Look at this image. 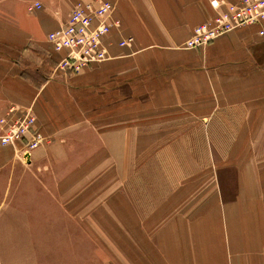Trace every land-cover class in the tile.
Here are the masks:
<instances>
[{
    "label": "crops",
    "instance_id": "obj_1",
    "mask_svg": "<svg viewBox=\"0 0 264 264\" xmlns=\"http://www.w3.org/2000/svg\"><path fill=\"white\" fill-rule=\"evenodd\" d=\"M89 1L0 0V117L12 106L30 109L36 128L48 137L75 133L98 115L115 124L109 136L122 137L129 130L131 137L147 138L148 153L165 154L156 167L176 169L174 176L168 172L162 182H152V176L145 181L170 186L153 213L154 218L165 215L157 245L160 264H242L253 250L264 252V193L255 192L252 200L251 191L253 182L255 191L262 182L251 181L250 166L245 177L244 167L235 162L239 154L253 153L250 144L264 137L259 26L233 29L189 50L185 41L214 16L217 0H108L118 23L103 40L106 59L76 74L63 72L57 64L64 52L54 53L47 35L65 25L76 3ZM237 1L222 0L218 8ZM33 2L41 8L29 11ZM122 41L126 44L120 46ZM160 136L163 140L155 143ZM203 136L227 138L226 158L216 165L212 161L214 177L210 161L203 164L196 156L203 152ZM252 137V143L245 141ZM141 142L134 144L138 153ZM19 148L0 145L3 216L11 214L12 194L41 186L54 165L36 160L41 151L18 161ZM235 168L237 191L226 199L218 173L234 174Z\"/></svg>",
    "mask_w": 264,
    "mask_h": 264
},
{
    "label": "rangeland",
    "instance_id": "obj_2",
    "mask_svg": "<svg viewBox=\"0 0 264 264\" xmlns=\"http://www.w3.org/2000/svg\"><path fill=\"white\" fill-rule=\"evenodd\" d=\"M123 123L129 128V121ZM114 128L113 122H103L97 115L75 133L68 135L65 130L63 135L46 137L44 145L34 150L41 151L36 160L49 159L54 165L47 168L50 174H45L41 186L33 185L27 192L12 194L9 216L2 215L3 209L0 211V264L162 262V250L157 245L165 215L159 213L154 218L153 213L170 186L148 185L145 181L152 176V182H162L164 173L166 176L170 172L174 176L176 169L163 171L156 167L162 164L160 160L165 154L148 153L146 137H131L129 130L122 137L109 136ZM137 139L142 140L143 146L139 153L134 147ZM192 139L187 138L188 142ZM253 139L245 141L252 143ZM162 140V136L155 138V143ZM255 140L250 144L253 153H241L235 161L237 168L244 167L245 177L251 167V181L256 178L257 182H262L255 184L256 191L253 182L252 200L257 198L255 192L264 193V137ZM200 143L203 152L196 156L203 164L210 161L214 177L212 165L226 158L227 138L203 136ZM209 146L212 148L207 152ZM250 148L247 146V150ZM15 151L16 159L21 161V152ZM237 168L234 174L230 171L218 173L219 187L224 188L226 199L237 191ZM19 196L21 199L15 200ZM8 228L10 231L7 232ZM225 239L230 247L227 233ZM243 252L239 253V259ZM243 258L245 261L240 259L242 264H264L262 250H253L251 255Z\"/></svg>",
    "mask_w": 264,
    "mask_h": 264
},
{
    "label": "built area",
    "instance_id": "obj_3",
    "mask_svg": "<svg viewBox=\"0 0 264 264\" xmlns=\"http://www.w3.org/2000/svg\"><path fill=\"white\" fill-rule=\"evenodd\" d=\"M216 2V0H215ZM214 3V16L207 22L196 26L184 47L189 50L202 48L217 37L244 26L258 25V35L264 37V0H238L228 3L219 10L217 0ZM41 4L33 2L29 11L39 10ZM114 5L108 0H91L76 3L70 11L64 26L47 35L54 53L64 52L57 67L63 72L79 73L89 64L99 63L106 59L103 40L110 30L117 25L111 14ZM126 42H120V46ZM46 137L36 128V118L30 109L19 110L10 107L0 117V145L19 148L22 157L29 156L32 151L45 143Z\"/></svg>",
    "mask_w": 264,
    "mask_h": 264
}]
</instances>
